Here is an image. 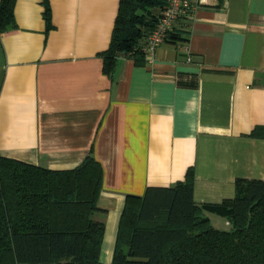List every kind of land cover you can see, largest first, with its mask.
<instances>
[{"label": "crops", "instance_id": "1", "mask_svg": "<svg viewBox=\"0 0 264 264\" xmlns=\"http://www.w3.org/2000/svg\"><path fill=\"white\" fill-rule=\"evenodd\" d=\"M120 1L50 0L48 29L43 0H16L17 26L0 33V155L51 170L95 156L105 264L128 195L190 167L198 203L233 198L237 179L264 180V138L248 135L264 125V0L200 6L174 24L187 40H165L142 64L121 54L108 75L100 53Z\"/></svg>", "mask_w": 264, "mask_h": 264}, {"label": "trees", "instance_id": "2", "mask_svg": "<svg viewBox=\"0 0 264 264\" xmlns=\"http://www.w3.org/2000/svg\"><path fill=\"white\" fill-rule=\"evenodd\" d=\"M16 0H0V33L17 26ZM165 0H121L109 47L100 53L112 75L121 54L145 60L149 32ZM47 28L50 0H43ZM185 41L181 33L166 36ZM182 85L196 86L192 76ZM251 137L264 138V125ZM104 170L93 154L72 169L38 168L0 155V264H105L100 260L105 223L100 210ZM195 169L168 186L127 196L111 264H264V180H236L233 198L198 203ZM208 213L229 221L216 227Z\"/></svg>", "mask_w": 264, "mask_h": 264}, {"label": "built area", "instance_id": "3", "mask_svg": "<svg viewBox=\"0 0 264 264\" xmlns=\"http://www.w3.org/2000/svg\"><path fill=\"white\" fill-rule=\"evenodd\" d=\"M160 17L155 27L149 32L145 45V54L152 56L157 47L166 40V36L174 31V24L182 18L193 17L200 6H210L224 0H165Z\"/></svg>", "mask_w": 264, "mask_h": 264}, {"label": "rangeland", "instance_id": "4", "mask_svg": "<svg viewBox=\"0 0 264 264\" xmlns=\"http://www.w3.org/2000/svg\"><path fill=\"white\" fill-rule=\"evenodd\" d=\"M212 223L218 227V228H221V229H228L230 228V225H227L226 224V219L222 216H219V215H214L213 219H212Z\"/></svg>", "mask_w": 264, "mask_h": 264}]
</instances>
